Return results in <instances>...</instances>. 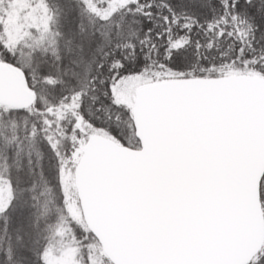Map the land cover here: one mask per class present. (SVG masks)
Wrapping results in <instances>:
<instances>
[{
  "label": "snow or ice",
  "instance_id": "snow-or-ice-1",
  "mask_svg": "<svg viewBox=\"0 0 264 264\" xmlns=\"http://www.w3.org/2000/svg\"><path fill=\"white\" fill-rule=\"evenodd\" d=\"M0 264H264V0H0Z\"/></svg>",
  "mask_w": 264,
  "mask_h": 264
}]
</instances>
